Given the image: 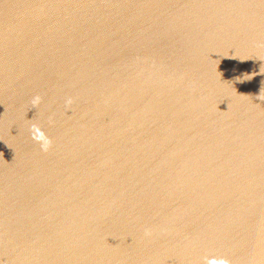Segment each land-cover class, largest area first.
Returning <instances> with one entry per match:
<instances>
[{"label":"water","instance_id":"1","mask_svg":"<svg viewBox=\"0 0 264 264\" xmlns=\"http://www.w3.org/2000/svg\"><path fill=\"white\" fill-rule=\"evenodd\" d=\"M0 264H264V0H0Z\"/></svg>","mask_w":264,"mask_h":264},{"label":"clouds","instance_id":"2","mask_svg":"<svg viewBox=\"0 0 264 264\" xmlns=\"http://www.w3.org/2000/svg\"><path fill=\"white\" fill-rule=\"evenodd\" d=\"M39 98H36V101H34V103H38ZM34 136L33 139H35L37 142H41L42 143V147L48 143H50V141L47 140V138L45 137L44 133L39 129V128H34Z\"/></svg>","mask_w":264,"mask_h":264}]
</instances>
